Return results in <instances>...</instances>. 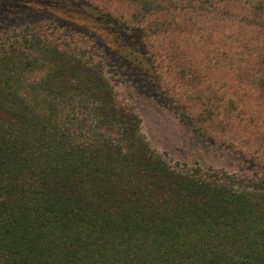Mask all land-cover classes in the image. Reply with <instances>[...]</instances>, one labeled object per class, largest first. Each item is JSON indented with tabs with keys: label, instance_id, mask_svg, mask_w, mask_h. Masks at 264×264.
<instances>
[{
	"label": "trees",
	"instance_id": "1",
	"mask_svg": "<svg viewBox=\"0 0 264 264\" xmlns=\"http://www.w3.org/2000/svg\"><path fill=\"white\" fill-rule=\"evenodd\" d=\"M123 84L236 169L159 152ZM0 264H264V0H0Z\"/></svg>",
	"mask_w": 264,
	"mask_h": 264
},
{
	"label": "rangeland",
	"instance_id": "2",
	"mask_svg": "<svg viewBox=\"0 0 264 264\" xmlns=\"http://www.w3.org/2000/svg\"><path fill=\"white\" fill-rule=\"evenodd\" d=\"M29 4L22 7L20 12L27 13V16L34 15L36 18L37 14L34 12L39 10L40 6L32 7ZM134 87L123 84L122 90L134 91L133 93L140 95L143 130L159 152L167 153L173 161L179 163L236 169L237 159L232 153L217 149L207 139L182 125L165 101L156 99L154 95L148 93L135 92Z\"/></svg>",
	"mask_w": 264,
	"mask_h": 264
}]
</instances>
